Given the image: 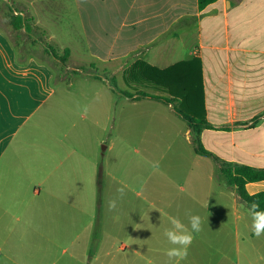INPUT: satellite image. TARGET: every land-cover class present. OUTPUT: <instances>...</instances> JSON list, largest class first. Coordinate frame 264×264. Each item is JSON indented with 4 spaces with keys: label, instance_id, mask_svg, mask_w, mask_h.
<instances>
[{
    "label": "crops",
    "instance_id": "crops-1",
    "mask_svg": "<svg viewBox=\"0 0 264 264\" xmlns=\"http://www.w3.org/2000/svg\"><path fill=\"white\" fill-rule=\"evenodd\" d=\"M40 1L20 4L39 29L48 14L56 23L63 8ZM71 2L87 49L74 61L67 47L72 66L97 62L116 78L130 68L200 60L212 125L201 141L212 156L196 153L186 124L195 156L209 159L193 162L203 175L191 167L165 203L154 194L106 191L103 166L79 141V98L65 97V89L58 95L51 64L35 57L19 63L0 27V264H168L170 217L187 226L191 214L201 217L202 231L179 264H264V236L253 234L245 203L219 175L225 161L264 168V153L255 152L249 135L260 129L264 135V0H218L204 9L198 0ZM103 79L112 92L118 88ZM246 189L264 191V180ZM112 199L116 207L105 210Z\"/></svg>",
    "mask_w": 264,
    "mask_h": 264
},
{
    "label": "rangeland",
    "instance_id": "rangeland-1",
    "mask_svg": "<svg viewBox=\"0 0 264 264\" xmlns=\"http://www.w3.org/2000/svg\"><path fill=\"white\" fill-rule=\"evenodd\" d=\"M3 1L5 0H0V27L11 40H22L26 46H30V49H35L37 54H40L42 47L39 44L32 46L33 40L27 38L23 31L13 30L9 11ZM10 1L19 10L21 3L31 6L32 2H37V0ZM71 1L56 0L54 4L62 2L63 6L59 16H56L57 22L48 20L49 17H54L55 13L48 14V18L43 17L41 21L46 23H43L44 27H41L40 31L47 39L53 37L55 41L52 42L60 49L73 47L72 59L78 61V53L83 55L87 49L79 37L80 23ZM50 64L54 70V83L58 95H63L62 91L65 89V97L71 98L75 93V98H79V108L76 110L79 119V141L88 145L90 154L95 155L96 162L103 166L106 191L113 192L123 188V193L154 194L159 202L165 203L169 194L180 192V184L175 181L189 174L188 171L191 170L195 160L209 161L206 157L195 156L193 146L189 144L186 135L187 123L163 102L147 98L136 101L138 96L127 97L125 93L136 95L138 93L131 87V83L126 81L131 68L125 73L117 72L116 78H112L97 62L93 63L92 68L91 65L72 66L73 62L69 61L66 65L56 61H51ZM93 73L100 78H95ZM104 75L108 77L110 84L119 85L116 92L113 93L104 82ZM70 83L73 86H67ZM143 89L161 93L153 88ZM117 92L118 94H115ZM252 105L256 109L260 106ZM84 106H87L86 113L83 111ZM64 113L67 111L64 110ZM65 117L63 120L66 122ZM249 135H254L256 138L255 143H250L255 152L264 153L263 129L251 132ZM192 171L191 173L195 175L198 174L197 171L204 174L200 167L196 169L192 167ZM200 186L203 185H189L194 189ZM134 201L133 198L124 201L125 206H130ZM244 206L247 209V205ZM108 209H110L109 201L105 206V210Z\"/></svg>",
    "mask_w": 264,
    "mask_h": 264
},
{
    "label": "trees",
    "instance_id": "trees-1",
    "mask_svg": "<svg viewBox=\"0 0 264 264\" xmlns=\"http://www.w3.org/2000/svg\"><path fill=\"white\" fill-rule=\"evenodd\" d=\"M216 1L218 0H198L199 8L204 9ZM3 2L9 11L10 25L13 30L23 31L27 38L33 40L32 46L39 44L42 47V52L37 54L35 49H30V46H26L22 40H12L17 50L19 63H25L29 58L35 57L49 65L51 61H56L61 65L67 64L71 55L69 48L60 49L55 46L50 39L43 36L40 29L33 23V20L23 16L21 11L16 9L10 0ZM48 58L51 61H48ZM90 68H92V65ZM92 75L95 78H100L95 73ZM128 76L126 77L127 83H131V87L138 93L137 95L125 93L127 97H150L172 104L176 113L191 129L196 153L212 156V153L204 148L201 141L202 131L212 128V125L206 118L203 73L201 62L198 58L182 61L165 69L151 66L145 67L141 70L131 71ZM112 88L114 91L117 90L114 85ZM139 88L141 90L138 91L137 89ZM143 88H153L161 93L158 94L149 90L144 91ZM219 175L225 179L230 187L236 188L242 202L246 204V202L251 203L252 200H257L260 202L261 208L264 209V191L250 194L246 189L248 183L264 180V168L225 161L219 168Z\"/></svg>",
    "mask_w": 264,
    "mask_h": 264
},
{
    "label": "clouds",
    "instance_id": "clouds-1",
    "mask_svg": "<svg viewBox=\"0 0 264 264\" xmlns=\"http://www.w3.org/2000/svg\"><path fill=\"white\" fill-rule=\"evenodd\" d=\"M83 111L87 112V106H84ZM117 192L120 196L123 195V188H118ZM247 210L251 218V230L253 234L260 238L264 236V209L261 208L260 202L252 200L247 203ZM116 207V199L109 201V208ZM171 228L165 229L164 235L172 247H170L166 255L168 264H179V261L185 259L188 254V249L194 240V233L202 231V219L199 215L191 214L188 216V225L186 226L179 217H170Z\"/></svg>",
    "mask_w": 264,
    "mask_h": 264
}]
</instances>
